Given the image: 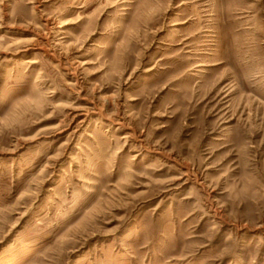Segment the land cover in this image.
<instances>
[{
    "label": "rangeland",
    "instance_id": "rangeland-1",
    "mask_svg": "<svg viewBox=\"0 0 264 264\" xmlns=\"http://www.w3.org/2000/svg\"><path fill=\"white\" fill-rule=\"evenodd\" d=\"M0 264H264V0H0Z\"/></svg>",
    "mask_w": 264,
    "mask_h": 264
}]
</instances>
